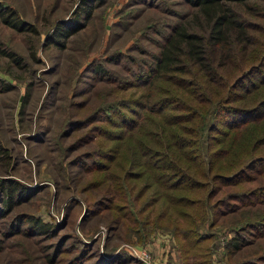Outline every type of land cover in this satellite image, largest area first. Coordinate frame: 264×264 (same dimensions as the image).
<instances>
[{"label":"rangeland","instance_id":"obj_1","mask_svg":"<svg viewBox=\"0 0 264 264\" xmlns=\"http://www.w3.org/2000/svg\"><path fill=\"white\" fill-rule=\"evenodd\" d=\"M253 1L264 10V0ZM7 7L32 28L11 26L0 13V264H264V107L254 122L216 116L207 144L213 159L207 173L216 172L214 178L203 187L171 188L188 202L163 200V188L152 184L153 168L140 163V149L135 155L156 122L170 118L164 103L188 102L171 85L175 77L151 88L145 70L172 25L190 17L194 6L185 0H0L1 12ZM57 21L65 36L55 30ZM251 81L264 87V75H252L237 86L244 98L233 103L264 97L261 88L248 94ZM190 82L184 87L195 89ZM223 90L210 84L194 97ZM201 110L176 109L196 114L191 124L211 116ZM202 142H196L200 150ZM248 154L236 175L217 173L225 170L218 163L236 160V167ZM145 164L150 167L151 156ZM9 183L16 188L5 204ZM29 216L46 222L47 230H36Z\"/></svg>","mask_w":264,"mask_h":264},{"label":"trees","instance_id":"obj_2","mask_svg":"<svg viewBox=\"0 0 264 264\" xmlns=\"http://www.w3.org/2000/svg\"><path fill=\"white\" fill-rule=\"evenodd\" d=\"M185 1L194 6V12L190 17L187 15L185 20L172 25L169 33L164 36V41L152 67L145 71L147 76L151 75L149 82L153 80L150 85L151 88L156 86L155 82L158 83L159 79L171 81V78L175 77L176 81H173L171 85L184 90L187 95L181 97L188 102L184 105L179 103L181 105L176 107L174 105L170 107V103L165 102L164 104H167L166 106L169 108L166 113L170 112L168 115L170 118L164 117V122H162V118L160 122H156V130L152 132L149 140L134 147L135 155L137 150L142 151L140 163L143 167L146 169L153 168L154 177L152 180L155 183L152 184H157L163 188L164 191L161 192L163 200L168 199L170 196L169 199L180 204L183 201L188 202L189 197L183 193L176 195L173 192L175 190L171 191V188L181 189L183 187L180 186V183L183 182L187 184L185 188H188V186L203 187L207 184L204 182L213 179L216 174L211 169L207 173L213 161L210 157L212 153L207 152V144L209 139L214 138L211 137L210 132L211 128H216V116L226 113L232 118L241 119L243 117V121L252 118L254 122L259 119L261 114L258 115V113L264 107V97L254 99L252 103L248 102L247 105L246 103L232 102V100L244 98V95L239 94L237 91L238 85L242 84V87L244 86L243 80L254 74L264 75V21H262L263 23L259 21L255 23L246 15L263 18L262 5L253 0ZM7 11V13H3L0 8L1 18L4 22L20 29L32 28L30 24L14 16L15 11L12 8L7 7ZM60 28L61 21H57L55 30L65 36L67 33L60 31ZM232 68L233 70L236 68L235 72L227 71ZM230 72L231 74H229ZM187 77L191 80L189 84L195 85V89L184 87L183 82H187ZM210 84H214L217 90H221V88H224V90L215 92L216 96L213 97L208 95L203 98L194 97L195 93H207ZM249 84L251 88L248 89V94H252V90L254 92H257L260 88L261 92L264 90V87L257 85L255 81H251ZM167 87L172 91L171 94L179 95L172 86L167 85ZM151 94L154 96L155 101H158L155 92ZM168 99L169 97L164 100ZM191 99L195 100L192 103L194 107L191 105ZM175 100L177 101V98ZM161 103L162 99L158 104L159 107ZM208 103L211 104L207 105ZM195 108L202 109L203 113L210 112L211 116L200 118L197 124H191L189 120L196 114L187 116L176 111V109H182L188 112L195 110ZM150 109L153 108L150 107ZM155 111L160 114L163 110L158 109ZM237 127L240 126L234 128ZM202 138H204V142H202V149L200 150L196 142ZM202 151L205 159L199 161L202 158ZM250 154L239 159V161L237 159L238 165L236 167H231L236 160H230L225 166L218 163V167L225 168V170L217 171V173H234ZM148 156H151L152 160L150 167L145 164ZM251 156L256 155L251 154ZM254 160H256L255 157L252 161ZM198 161L199 163H197ZM201 165L202 169H200ZM234 175L236 174H232V176ZM198 176L201 178L198 179ZM202 178L204 179L201 180ZM164 183H166V186L162 185ZM191 183H194V185H191ZM6 186L8 190H5V196L3 197L5 204H7L11 189L13 191L16 188L14 183L6 184ZM153 191L159 193L156 188ZM206 195L208 198L207 193ZM161 196H157V199ZM27 220L36 230H47V223L37 217L29 216ZM235 238H239V235H235ZM232 244L237 248L240 242L238 240Z\"/></svg>","mask_w":264,"mask_h":264},{"label":"built area","instance_id":"obj_3","mask_svg":"<svg viewBox=\"0 0 264 264\" xmlns=\"http://www.w3.org/2000/svg\"><path fill=\"white\" fill-rule=\"evenodd\" d=\"M145 257V256H144ZM145 262H146V264H151V263H149V261L148 260H145Z\"/></svg>","mask_w":264,"mask_h":264}]
</instances>
